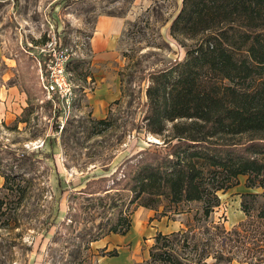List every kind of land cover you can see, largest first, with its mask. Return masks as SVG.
<instances>
[{
  "label": "rangeland",
  "instance_id": "obj_1",
  "mask_svg": "<svg viewBox=\"0 0 264 264\" xmlns=\"http://www.w3.org/2000/svg\"><path fill=\"white\" fill-rule=\"evenodd\" d=\"M180 5L181 0H148L147 7L134 0H0V168H9L18 154L30 155L32 164L11 166L28 183H22L23 199L9 197V211L0 216V264H151L149 251L158 234L183 231L190 238L194 233L201 247L207 238L202 235L205 224L228 231L243 219L238 195L244 177L217 193L219 205L206 222L198 202L173 207L161 200L151 210L131 205L130 193L121 189L131 171V157L143 151L162 155L166 145L174 143L171 124L156 136L144 131L141 118L148 74L183 58V50L168 36ZM103 15L131 19L124 23L112 57L100 66L89 39L96 18ZM52 36L66 55L72 93L70 104L56 109L44 103L41 88L40 49ZM99 71H107L108 77L115 72L119 92L124 89L127 95L104 100L111 83L99 81ZM129 72L133 78L127 84ZM106 84L108 93L99 88ZM104 119L110 120L109 126L96 124ZM146 202L141 198L137 203ZM114 206L130 218L124 243H118L119 235L108 234L88 243L82 258L77 257L73 251L86 246L85 234L114 216ZM163 207L165 216L160 214ZM67 216L74 221L68 222ZM173 247L182 258L196 262L189 248L179 243ZM227 250L224 257L232 261L221 264H241L244 253Z\"/></svg>",
  "mask_w": 264,
  "mask_h": 264
},
{
  "label": "trees",
  "instance_id": "obj_2",
  "mask_svg": "<svg viewBox=\"0 0 264 264\" xmlns=\"http://www.w3.org/2000/svg\"><path fill=\"white\" fill-rule=\"evenodd\" d=\"M168 36L183 50V58L148 74L141 120L144 131L156 136L171 124L174 143H168L162 155L143 151L131 157V171L121 189L130 193L131 205L151 210L161 200L173 207L198 202L206 222L219 205L217 193L238 185L237 178L244 177L245 191L238 195L243 219L228 231L205 224L202 235L207 238L201 247L194 233L190 238L183 231L158 234L149 251L150 262L193 264L177 254L173 245L179 243L193 251L194 264H207L208 258L213 260L210 264L231 262V257H224L225 247L227 253L232 249L244 253L241 264H264V0H181ZM127 75L128 84L133 77ZM120 95H127L124 89ZM44 103L51 106L47 100ZM109 122L96 124L107 127ZM27 156L13 155L10 167L0 168V216L9 211V197L19 201L24 197L22 183L28 180L11 166L30 167ZM141 198L147 202L138 204ZM114 208L115 215L103 226L85 234L86 246L73 251L77 257L82 258L88 243L127 233L129 216ZM165 213L163 207L160 214Z\"/></svg>",
  "mask_w": 264,
  "mask_h": 264
},
{
  "label": "crops",
  "instance_id": "obj_3",
  "mask_svg": "<svg viewBox=\"0 0 264 264\" xmlns=\"http://www.w3.org/2000/svg\"><path fill=\"white\" fill-rule=\"evenodd\" d=\"M145 2V4H143ZM140 4L142 7L148 6V0H134V4ZM131 18L126 17H115V16H98L93 26V30L91 32V36L89 39V47L91 49V53L94 54V61L97 62L100 66H104V63L107 62L108 58L112 57V51L115 49V44L117 39L122 33L123 26L125 22H129ZM0 60H1V48H0ZM108 72H100L99 81L109 80L111 83V93H108L109 85H100L99 88H105L107 90L106 93L108 95L104 96V100L113 101L116 100L120 96L117 74L114 72L110 77L107 76ZM110 99H109V98ZM105 102H100L101 104H105ZM0 185H2V178L0 177ZM1 187V186H0ZM244 189V187H243ZM242 190V192H244ZM241 192V193H242ZM239 202V198H238ZM237 202V203H238ZM240 212V211H239ZM241 213V212H240ZM118 243L121 245L124 243L123 236H117Z\"/></svg>",
  "mask_w": 264,
  "mask_h": 264
},
{
  "label": "built area",
  "instance_id": "obj_4",
  "mask_svg": "<svg viewBox=\"0 0 264 264\" xmlns=\"http://www.w3.org/2000/svg\"><path fill=\"white\" fill-rule=\"evenodd\" d=\"M40 53L43 57L41 72L44 75L41 82L42 93L53 108L60 104L69 105L72 93L65 71L66 55L53 36L45 41Z\"/></svg>",
  "mask_w": 264,
  "mask_h": 264
}]
</instances>
